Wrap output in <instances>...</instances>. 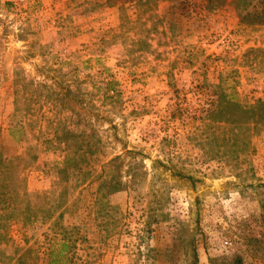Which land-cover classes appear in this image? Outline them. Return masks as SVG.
Wrapping results in <instances>:
<instances>
[{"label":"rangeland","instance_id":"1","mask_svg":"<svg viewBox=\"0 0 264 264\" xmlns=\"http://www.w3.org/2000/svg\"><path fill=\"white\" fill-rule=\"evenodd\" d=\"M108 4L0 0V144L37 156L31 202L53 206L66 155L93 152L74 171L88 181L51 219L14 225L8 254L66 240L75 264H264V126L209 118L264 103V56L247 55L264 28L200 0ZM104 179L120 191L99 193Z\"/></svg>","mask_w":264,"mask_h":264},{"label":"trees","instance_id":"2","mask_svg":"<svg viewBox=\"0 0 264 264\" xmlns=\"http://www.w3.org/2000/svg\"><path fill=\"white\" fill-rule=\"evenodd\" d=\"M108 6L119 8L124 13L126 5L135 1L143 0H108ZM204 9L208 13L217 12L227 6L233 8L239 19V25L245 30L264 28V0H200ZM89 4L92 1L88 2ZM248 56L254 57V60L264 56V49H250ZM114 81H107L106 90L113 89ZM219 108V107H218ZM214 111V110H213ZM231 112L226 118L233 126L244 122L249 130L251 126H264V103L257 100L253 104L241 105L237 102L228 101L219 110H215L209 118L215 119L217 113L220 118L224 112ZM219 115V114H218ZM223 118L218 122L220 123ZM215 123V121L213 120ZM246 129V130H247ZM93 156L90 149H81L77 151L70 150L64 158L61 165L57 168V181L53 184V190H58L59 197L53 206L46 209L43 202L34 205L28 194L26 173L37 162V156L33 154L7 156L0 144V264H75L69 261L63 251H66L68 242L65 240L62 244L63 251L56 252L51 250L49 254L40 257L35 254L32 247L16 246L14 256L8 254V248L12 242L11 230L14 225L28 226L40 220L47 221L51 219L58 210L64 209L68 204L69 192L86 183L89 179L84 174V178H78L82 172V163L88 164L89 157ZM120 156L116 157V159ZM114 161V160H113ZM76 175V176H75ZM102 179V178H100ZM99 193L106 190L105 196H109L120 191L118 183L111 180H100ZM50 194V193H48ZM197 261V256L195 255ZM92 264H98L97 262ZM235 264H242L241 260H236Z\"/></svg>","mask_w":264,"mask_h":264}]
</instances>
